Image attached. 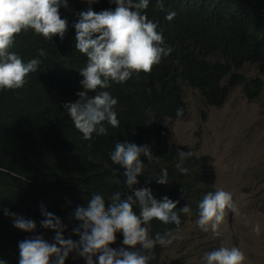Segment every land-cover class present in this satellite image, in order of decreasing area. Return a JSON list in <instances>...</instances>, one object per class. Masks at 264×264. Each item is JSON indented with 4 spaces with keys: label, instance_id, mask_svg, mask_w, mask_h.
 <instances>
[{
    "label": "trees",
    "instance_id": "16d2710c",
    "mask_svg": "<svg viewBox=\"0 0 264 264\" xmlns=\"http://www.w3.org/2000/svg\"><path fill=\"white\" fill-rule=\"evenodd\" d=\"M89 7L100 12L116 5L110 0L91 5L87 0H68L67 8L58 10L67 20L63 39L54 35L45 40L31 30L15 36L11 51L22 60L38 57L41 48L46 55L38 57L41 63L23 88L0 91V259L7 264H17L18 242L25 238L40 235L52 242L54 231L40 225L42 208L59 217L66 225L63 235L75 241L79 237L72 228L79 222L73 212L77 206H87L92 192L105 197L106 207L112 192L131 194L124 177L113 171L118 165L109 158L117 141L147 145L159 156L158 165L141 157L145 170L133 188L148 187L157 200L168 196L178 201L177 209L185 204L190 208V213H178L179 226L154 218L147 225L149 236L167 233L169 238L180 231L189 219L197 218L198 203L214 191L216 180L208 157H198L167 140L165 121L178 119L177 108L185 114L183 87L196 90L205 105L220 107L237 86L241 85L248 101L256 100L264 86V0H149L143 11L158 24L165 46L172 51L150 72L106 89L117 99L119 126L106 124L107 134L94 133L91 140H84L63 104L74 102L83 91L79 69L87 58L75 49L73 24ZM169 12L175 13L171 20L166 19ZM245 64L256 66L258 75L246 78L238 73ZM178 149L192 152L183 165L188 169L185 174L175 167ZM161 167L168 170L166 184L155 182ZM5 208L33 220L36 231L15 228L14 217L6 216ZM116 237L111 247H129L122 245L119 233ZM164 249L156 243L149 264H160ZM74 256L70 253L65 264H85Z\"/></svg>",
    "mask_w": 264,
    "mask_h": 264
},
{
    "label": "clouds",
    "instance_id": "9594fccd",
    "mask_svg": "<svg viewBox=\"0 0 264 264\" xmlns=\"http://www.w3.org/2000/svg\"><path fill=\"white\" fill-rule=\"evenodd\" d=\"M96 2L87 0L89 5ZM110 2L116 5L114 10L95 12L89 7L79 13L78 20L73 24L75 49L87 59L85 66L79 69L83 77L80 80L83 91L77 93L78 99L74 102L64 103L63 108L84 140H91L94 133L97 136L107 134L106 124L112 128L119 126L115 111L117 99L106 89L111 84H123L141 72H150L153 65L159 64L162 57L172 51L165 46L163 35L157 30L158 24L148 19L143 11L147 9L149 0ZM67 6L68 0H0V91L23 88L28 75L35 73L41 63L38 57L46 55L41 48L37 50L38 57L22 60L16 52L11 51L15 36L31 30L45 40H51L54 35L63 39L67 20L60 17L58 10ZM174 16V12H169L166 19L171 20ZM242 69L238 73L242 74ZM89 91L95 92V95L89 96ZM175 115L178 119L183 118L186 104L185 114L182 108H177ZM176 120H166L165 129L167 123ZM191 151L177 150L175 167L181 174L188 172L183 165L192 152L195 154ZM141 157L149 164L160 163L159 156L153 155L147 145L115 142L109 158L118 165L113 171L124 177L123 184L131 190V194L121 190L112 192L107 198L110 203L106 207L105 197L99 192H92L87 206H77L73 212L74 219L79 222L72 228V233L79 237L75 241L63 235L66 225L61 219L42 208L44 218L40 225L54 231L52 242L40 235L19 241L17 264H65L70 253L82 258L85 264H149V253L154 245L159 243L165 246L171 243V239L167 233H156L151 238L147 225L155 218L163 224L179 226L178 213H190V208L185 204L177 209L178 201L168 196L157 200L148 187L133 188L139 183L138 175L145 170ZM155 182L168 183L166 168H160ZM213 189L198 203L197 218L188 221L196 220L200 230L219 236L218 228L226 210L235 211V207L230 192L215 190V183ZM3 212L6 216L14 217L12 223L15 228L28 233L36 231L33 220L10 213L6 208ZM253 231L258 233L259 225L254 226ZM117 233L122 236V245L128 248L110 246L116 241ZM201 259L203 264H244L245 255L238 247L221 246L205 252ZM0 264H7V261L0 259Z\"/></svg>",
    "mask_w": 264,
    "mask_h": 264
},
{
    "label": "rangeland",
    "instance_id": "374dc122",
    "mask_svg": "<svg viewBox=\"0 0 264 264\" xmlns=\"http://www.w3.org/2000/svg\"><path fill=\"white\" fill-rule=\"evenodd\" d=\"M241 73L254 78L258 68L245 65ZM184 102L186 115L167 123L168 142L211 159L215 190L232 194L235 211L226 210L219 236L200 230L196 220L187 221L169 237L160 264H203V254L221 246L238 247L244 264H264V86L253 101L238 86L221 107L205 105L195 90L185 87Z\"/></svg>",
    "mask_w": 264,
    "mask_h": 264
},
{
    "label": "bare ground",
    "instance_id": "6f19581e",
    "mask_svg": "<svg viewBox=\"0 0 264 264\" xmlns=\"http://www.w3.org/2000/svg\"><path fill=\"white\" fill-rule=\"evenodd\" d=\"M72 189V188H71ZM69 190V189H68ZM71 191V190H70Z\"/></svg>",
    "mask_w": 264,
    "mask_h": 264
}]
</instances>
